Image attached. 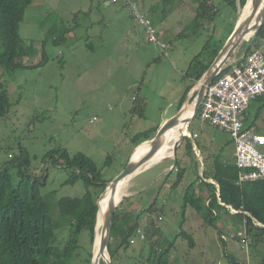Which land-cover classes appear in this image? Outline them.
Wrapping results in <instances>:
<instances>
[{
    "label": "rangeland",
    "instance_id": "rangeland-1",
    "mask_svg": "<svg viewBox=\"0 0 264 264\" xmlns=\"http://www.w3.org/2000/svg\"><path fill=\"white\" fill-rule=\"evenodd\" d=\"M131 1L137 4L136 9L144 19L151 7L159 14L165 9L163 13L169 18L171 14L174 16L171 29H168L170 36L166 37L172 42L167 57L160 56L152 45L143 41L141 25L135 23L126 9L114 6L116 4L104 7L100 0H33L27 8L19 37L26 45L32 43L31 55L17 60L15 68H0V83L10 102L8 113L0 118V169L6 165L15 181L18 180L17 170L12 164L20 146L26 149L31 159L29 175L45 180L42 195L55 192L58 199L81 197L84 193L80 181L64 185L68 170L55 166L50 159L43 161L46 153L55 150H66L69 155H85L95 163L103 180L111 181L127 165L134 150L130 138L145 131L154 137L153 130L158 128L164 108L162 97L174 89L180 88L182 92L186 82L191 89L196 85L197 82L185 76L190 62L207 41L211 48L219 47L242 10L238 8L229 18L224 8L218 7L216 18L209 26L205 25V29L195 35L173 38L174 23L194 14L190 0H165L163 3L162 0ZM182 2L186 6H181ZM180 6L186 10L185 14L178 9ZM116 15L118 17H114ZM100 22H104L105 30L109 29L108 34L114 39L109 44L96 45L100 41L87 39L92 28L96 31L104 29ZM117 22L122 23V28L117 27ZM124 29L138 31V44L120 39ZM250 34L245 41L253 39L255 34ZM54 36L59 37L58 41L53 40ZM90 43L93 46L90 47ZM259 50L264 51V48ZM45 58L46 62L37 66ZM155 58L157 61L152 63ZM142 79L140 97L143 98L142 92H145L148 103L141 112L143 116H140V112H131L135 105L131 97ZM176 97L173 95L172 98ZM189 132L196 133V141L204 146L203 153L199 154L203 169L205 157L209 158V165L213 153L222 151L223 158L228 159L234 149L232 141L224 133L200 121L198 116L188 126L187 135ZM184 143L183 138L175 158L179 160V167L185 165L189 173L185 174L178 187L171 188L176 180V171L169 174L170 186L163 185L168 175L163 172L170 165L173 168L175 158L164 160L142 173L140 170V174L135 173L137 176L124 181V198L134 197L131 193L137 186L144 188L138 197L132 198L134 211H138L142 203L147 208V204L156 201L155 206L160 205L166 215L164 221L156 220L155 208L150 214L145 212L141 215L140 221L146 222L144 228L148 230H140L141 235L133 236L129 247L119 251L123 260L121 264H147L149 243L156 242L151 232L153 227H149L151 223L154 228L159 226L169 239L180 231L182 223V230L191 235L196 244L194 249H189L187 241L175 239L167 254L168 264H226L225 254H232L247 264H259V255L264 249H250L246 244L245 230L236 221L232 222L227 214H223L213 226L204 223L189 207L182 215L183 190L194 178L190 160L183 163ZM258 150L264 154V146ZM199 167L202 168L200 162ZM152 192L155 196H151ZM56 207L55 204L51 216L64 229L66 222L59 221ZM67 233L60 232V235L67 236Z\"/></svg>",
    "mask_w": 264,
    "mask_h": 264
},
{
    "label": "trees",
    "instance_id": "trees-1",
    "mask_svg": "<svg viewBox=\"0 0 264 264\" xmlns=\"http://www.w3.org/2000/svg\"><path fill=\"white\" fill-rule=\"evenodd\" d=\"M190 1L195 4V14L179 32V37L195 35L202 28L205 29V25L209 26L219 12L218 7H223L226 16L229 15L230 18L238 8L242 9L245 6L247 0ZM32 2L33 0H0V68H15L18 66L17 60L31 55L29 49L32 43L26 45L19 37V30L25 12ZM235 18L237 20V16ZM235 23L236 21L232 22L228 36ZM58 39L59 37L55 36L53 38L54 41ZM223 43L219 47L211 48L207 41L190 62L185 76L197 82ZM263 45L264 23L253 39L243 40L237 46L217 76L241 66L249 54L259 51ZM168 47L170 48L169 45ZM232 58L234 60L229 61ZM46 60L45 58L37 66L44 64ZM190 89L185 87L179 109ZM9 109L7 91L0 83V118L4 117ZM133 110L137 111L135 107ZM156 130L157 128L153 133ZM149 133L151 132L145 131L133 136L130 139L133 148L150 140L152 137ZM184 142V155L190 160L194 178L190 179L183 190L182 215L184 216L189 207L204 223L213 226L216 221L221 220L223 214H227L232 222L236 221L245 230V239L248 241L246 244L250 249L253 251L259 247L264 249V179L237 184L238 170L233 162L223 158L222 151L211 155L209 165L207 164L209 158H204V171L199 176V161L193 152L192 144L188 138H184ZM196 146L203 153L204 146L199 140L196 141ZM18 150L19 154L12 164L17 170L18 180L15 181L6 165L0 169V264H91L98 211L96 201L110 181L103 180L95 163L85 155L81 153L69 155L66 150H55L46 153L43 161L50 159L55 166L68 170L69 175L64 185H73L80 181L84 193L81 197L58 199L55 198V192L42 195L41 190L45 187L44 178H33L29 175L31 166L29 153L21 146ZM174 161L173 170L177 173L172 188L178 187L187 173V168L179 167L178 158ZM132 198L134 197L123 198L116 208L107 245L110 264H121L123 260L120 259L119 251L121 249L125 251L129 247L130 239L136 230L144 232L148 230L147 227L144 228L146 222H141L140 217L145 212H151L155 203L147 204V208H144L146 204L142 203L140 209L134 211ZM55 204L59 221L66 222L64 229L54 222L51 216ZM230 209L236 213H231ZM179 226L180 231L169 239L159 226L154 228L151 223L149 227H153L151 232L152 236L156 237V242L149 243L147 264H168L167 254L177 238L187 241L188 248L194 249L196 244L193 238L182 230V223ZM60 232L68 233L67 236H62ZM224 258L226 264H247L232 254H225ZM259 264H264V252L259 255Z\"/></svg>",
    "mask_w": 264,
    "mask_h": 264
},
{
    "label": "built area",
    "instance_id": "built-area-1",
    "mask_svg": "<svg viewBox=\"0 0 264 264\" xmlns=\"http://www.w3.org/2000/svg\"><path fill=\"white\" fill-rule=\"evenodd\" d=\"M105 4L127 7L146 31L147 38L161 50L168 44L160 43L148 20L141 17L131 0H101ZM264 99V52L249 54L241 66L217 76L208 87L199 109V119L226 133L235 146L234 163L238 170L237 184L264 179V136L244 127V119L252 101ZM195 134L191 136L192 139ZM231 213H236L230 209ZM249 216V214H247ZM255 222V220H254ZM138 229L134 237L140 236Z\"/></svg>",
    "mask_w": 264,
    "mask_h": 264
},
{
    "label": "water",
    "instance_id": "water-1",
    "mask_svg": "<svg viewBox=\"0 0 264 264\" xmlns=\"http://www.w3.org/2000/svg\"><path fill=\"white\" fill-rule=\"evenodd\" d=\"M260 0H247L245 6L242 8L244 12L238 18L235 23V26L226 38L217 55L213 59L210 66L203 73L201 78L197 81L196 85L189 91L184 103L182 104L179 111L166 119H164L158 126L155 135L150 140L149 151L142 157L140 161L133 162L131 157L133 152L128 158V163L124 169L118 173L110 182L107 183V186L103 193L98 197L96 201V206L98 208L96 224L94 229V242L92 246V259L91 264H98L100 259H104L106 264H110V258L107 252V245L109 241L110 229L113 221V217L116 211L118 204L123 200L125 196H122L120 193V182L126 178H132V176H137L135 173L139 168L149 162L163 147L167 146L168 151L171 152V156L165 157L164 160H173L176 156L177 148L181 145L183 135L179 141L171 142V134L175 132V129L179 123L187 124L188 126L192 121L197 117L201 102L205 96V93L208 87L211 85L213 80L216 78L220 72L222 66L228 60L229 56L234 52L237 46L245 40V37L248 33L253 30H256L254 37L259 31L260 27L264 23V4L260 10L259 5ZM259 14V21L254 24V21ZM253 37V38H254ZM196 93V98L194 101V106L192 114L189 118L183 119V112L186 108V105L190 98ZM170 136V137H169ZM146 169L140 171L142 173ZM138 173V174H140ZM202 173V171H201ZM213 183L212 181H207ZM110 191V197L107 204L102 205L105 194Z\"/></svg>",
    "mask_w": 264,
    "mask_h": 264
},
{
    "label": "crops",
    "instance_id": "crops-1",
    "mask_svg": "<svg viewBox=\"0 0 264 264\" xmlns=\"http://www.w3.org/2000/svg\"><path fill=\"white\" fill-rule=\"evenodd\" d=\"M101 1V0H100ZM165 2V0H162V3ZM102 5L104 7H111L113 5H110V4H105L101 1ZM135 6L137 5L136 3H134ZM190 4H191V8H193V11L195 12V4H193L191 1H190ZM114 6H117L119 7L120 9H126V11L130 14V16L132 17V19L135 21L136 24H138L140 26V24L138 23L137 20H135V18L133 17L131 11L123 6V5H120V4H116ZM181 6H186L184 2H182ZM179 7L178 9H180L183 14H185L186 10L183 9L182 7ZM125 11V12H126ZM158 10L156 9H153V7H151L150 10H148V14L145 16L147 17L146 20L150 21L151 25H152V28H153V33L154 35L157 37L158 41L160 43H166L170 46L169 49H167L168 51L171 50L172 48V42L170 39L166 38L167 35H168V32H169V28L171 29V24L174 20V16L171 14L170 15V18H169V15L165 16L163 12H165V9L163 10L162 14H159L157 12ZM170 11V10H169ZM174 12H176V10H174ZM195 14V13H194ZM193 15H189L187 16V18H183L181 20H177L175 23H174V28L172 30V34L171 36L173 38H181L178 36L179 32H181L186 26L187 24L192 20L193 18ZM143 16V15H142ZM114 17H118V15L114 16ZM100 25L101 27H104V29H102L101 31H96V28H92V30L90 31V34L87 35V39L88 41H91V40H94L95 42L98 40L100 41V43L98 44V42H96V45H106V44H109L110 42L114 41V39L112 38V36H109L108 34V31L109 29L105 30L106 27L104 26V22H100ZM117 27H120L122 28V23L120 22H117ZM119 28V29H120ZM141 28H142V31H143V41L146 43V44H150L153 46V48L158 52V54L162 57H167V50L163 51L160 49V47L156 44V43H153L152 41H150L148 38H147V34H146V31L144 29V27L141 25ZM123 30V29H121ZM125 30V29H124ZM156 32V33H155ZM121 38L120 39H124V40H128L129 42H131L132 44L136 45L138 44V40H139V33L138 31H134V32H131L129 31L128 29H126L124 31V33H122L121 35ZM162 36L165 38H163L162 40ZM170 36V35H168ZM91 39V40H90ZM116 44V43H115ZM90 47L93 46L92 43L89 44ZM262 48H264V45L262 46ZM264 52V51H263ZM158 55V56H159ZM196 56V55H195ZM157 61V58H155L152 63L156 62ZM186 75V74H185ZM143 83V79L141 80L140 84H138L136 86V89L132 92V97H131V101H133L135 103L134 107L136 108L137 111H134V107L131 109V112H142L146 107H147V103H148V99L146 98V93L145 92H142V94H144V97L141 98L140 95H141V91H140V85ZM187 84V82H186ZM185 84L184 86V89L183 91L181 92L180 91V88L179 89H174V90H171L168 94H165L162 99H163V102H164V108L162 109V114L159 116V121H163L164 119L170 117V116H173L175 115L178 111H179V105H180V100H181V97L184 93V90H185V87L187 86ZM189 93V92H188ZM169 95V96H168ZM173 95H177V97L175 99H173ZM188 95V94H187ZM186 95V96H187ZM186 99V98H185ZM137 101H140L139 103ZM185 101V100H184ZM184 103V102H183ZM181 108V107H180ZM140 116H143V114L141 113ZM199 118V117H198ZM201 121V120H200ZM92 122V121H91ZM160 122V123H161ZM209 124V123H208ZM191 125V124H190ZM210 125V124H209ZM211 126V125H210ZM244 127L248 130H251L259 135H263L264 136V99H255L253 102H251L248 110H247V113L245 115V119H244ZM215 128V127H214ZM217 129V128H216ZM218 130V129H217ZM220 131V130H218ZM222 132V131H220ZM224 133V132H222ZM138 134V133H137ZM195 134L196 137L194 139L191 138V136ZM229 139L230 137L224 133ZM136 135V134H135ZM133 135V136H135ZM132 136V137H133ZM131 137V138H132ZM130 138V139H131ZM184 138H188L192 144V147H193V152L195 154V156L197 157L198 161L200 162L201 167H199V176L202 175L204 169H203V163H202V159L200 157V153L201 151L198 150L197 146H196V139L198 138L197 137V134L196 133H188V135H185ZM228 139V141H229ZM231 140V139H230ZM232 141V140H231ZM233 143V142H232ZM234 145V144H233ZM178 150V149H177ZM177 153V151H176ZM234 153H235V146H234V149L232 152H230L229 156H228V160L233 162L234 163ZM202 154V153H201ZM186 159H189L186 155L183 157V163L185 164L186 162ZM171 159L167 160V161H170ZM162 162V161H161ZM159 162V163H161ZM157 163V164H159ZM157 164H154L152 165L153 167ZM235 164V163H234ZM152 166H150L149 168H152ZM174 167V166H173ZM149 168H146L149 169ZM182 168H187L184 166H182ZM173 168H172V165H170L166 170H164L163 174H167V173H170V172H173ZM202 171V173H201ZM147 172V171H146ZM187 172H188V169H187ZM189 173V172H188ZM139 176V175H138ZM169 178H170V175L169 176H166V178L164 179L163 181V185H167V186H170L168 185V182H169ZM170 188V187H169ZM172 188V187H171ZM143 192L144 191V188L141 187V185L137 186V189L136 191L132 192L131 195H135L134 198L138 197L139 196V193L140 192ZM151 196H155V193H151ZM153 203H155L156 205V201H154ZM152 204V203H151ZM155 214L157 216L156 220L160 221V220H163L165 219V215H166V211L159 206H155ZM153 208V209H154ZM152 212V211H151ZM151 212H147V213H151Z\"/></svg>",
    "mask_w": 264,
    "mask_h": 264
},
{
    "label": "bare ground",
    "instance_id": "bare-ground-1",
    "mask_svg": "<svg viewBox=\"0 0 264 264\" xmlns=\"http://www.w3.org/2000/svg\"><path fill=\"white\" fill-rule=\"evenodd\" d=\"M263 4H264V0H260L259 2V5H260V10L262 9L263 7ZM244 12V10L242 9L241 12H240V16L242 15V13ZM239 16V17H240ZM259 21V14L257 15V18L256 20L254 21V24L257 23ZM256 33V30H253L251 31V34H255ZM250 34V35H251ZM247 37V36H246ZM245 37V39H247ZM242 46V45H241ZM196 94V93H194ZM196 98V96H195ZM195 98L192 102H190V100L188 101L187 105H186V108L183 112V119H186V118H189L192 114V110H193V106H194V101H195ZM191 99V98H190ZM183 135H187V124H184V123H179L175 129V132L172 133L170 136V141L171 142H175V141H179V139L183 136ZM169 136V137H170ZM140 146V147H139ZM139 147V148H138ZM149 147H150V142H145L141 145H138L136 148H138L135 153L133 152V155L131 157V160L134 162H137V161H140L142 159V157H144V155L149 151ZM135 148V149H136ZM171 156V153L168 152V148L167 146L163 147L161 150H159V152L149 161L147 162L143 167H141L140 169H138V171L136 172V174L142 170V169H146V168H149L150 166L154 165V164H157L161 161H163V159L165 157H169ZM129 178H126L124 180H122L120 182V193L122 196H124L126 194V185H125V182L124 181H127ZM110 191H108L105 196H104V200L102 201V205H105L107 204L108 200H109V197H110ZM102 261H104V259H100L99 263L100 264Z\"/></svg>",
    "mask_w": 264,
    "mask_h": 264
}]
</instances>
